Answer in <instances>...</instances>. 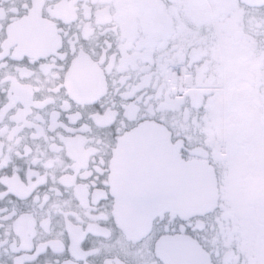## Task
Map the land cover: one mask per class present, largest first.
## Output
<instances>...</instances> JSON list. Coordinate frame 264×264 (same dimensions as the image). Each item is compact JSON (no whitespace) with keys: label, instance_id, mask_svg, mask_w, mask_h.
I'll use <instances>...</instances> for the list:
<instances>
[{"label":"flooded vegetation","instance_id":"flooded-vegetation-1","mask_svg":"<svg viewBox=\"0 0 264 264\" xmlns=\"http://www.w3.org/2000/svg\"><path fill=\"white\" fill-rule=\"evenodd\" d=\"M0 264H264V5L0 0Z\"/></svg>","mask_w":264,"mask_h":264},{"label":"water","instance_id":"water-1","mask_svg":"<svg viewBox=\"0 0 264 264\" xmlns=\"http://www.w3.org/2000/svg\"><path fill=\"white\" fill-rule=\"evenodd\" d=\"M245 2H248L250 4L254 5H264V0H243ZM141 130H149V129H141ZM130 141L128 139L125 143ZM125 145V146H127ZM124 144L120 148V150L125 147ZM116 161V164L119 166H122L121 162ZM180 167H184L186 172L187 170L192 175L194 174V184H195V196L187 197L183 196L179 198L180 204H184L185 209H190L197 211L200 208L204 207V202L206 201V190L205 185H209L211 183V180L213 181V176L210 178V173L208 171V168L206 166L201 165H180ZM126 182L123 178H120L118 180V187H117V205L120 210L121 216L125 219V221L130 224L131 226L135 227L137 225H141L145 228H149L152 225L153 219L158 215L155 212L151 213H136V212H128V200L125 197V190H126ZM203 193L202 196H200V193Z\"/></svg>","mask_w":264,"mask_h":264}]
</instances>
